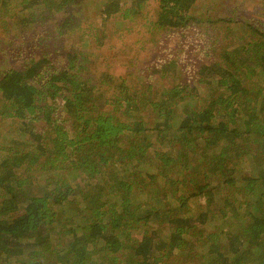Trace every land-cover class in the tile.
<instances>
[{"label": "trees", "instance_id": "1", "mask_svg": "<svg viewBox=\"0 0 264 264\" xmlns=\"http://www.w3.org/2000/svg\"><path fill=\"white\" fill-rule=\"evenodd\" d=\"M78 2L0 0V29L9 17L23 39L33 22ZM196 2L156 0L154 33L180 34L181 44L203 24ZM146 3L100 0L58 26L79 19L78 39L104 37L113 16L129 22ZM228 32L231 44L223 36L219 47L217 34L199 31L192 65L164 58L141 74L94 72L96 80L78 49L53 61L33 44L42 41L8 47L0 264H264V30L250 22ZM182 65L195 74L187 68L162 90L148 83L174 68L179 78ZM100 96L113 107L95 104Z\"/></svg>", "mask_w": 264, "mask_h": 264}, {"label": "rangeland", "instance_id": "2", "mask_svg": "<svg viewBox=\"0 0 264 264\" xmlns=\"http://www.w3.org/2000/svg\"><path fill=\"white\" fill-rule=\"evenodd\" d=\"M77 1L79 2L70 6L68 10L63 12L62 16H57L60 14L59 11L57 12L58 14L47 18V21L41 25L33 22L28 29L25 28L23 30L26 35L23 39L18 36L19 31H15L12 27L13 25L8 22L11 21L9 17L4 20V23L8 24L3 29H0V48L6 49L5 51L0 49V65L5 66L11 64L8 47L19 46L22 44V41H28V43H31V40L35 42L42 41L41 43L37 42L33 44L38 48L48 49L53 56V61L59 60L61 58L60 55L68 49L71 51L77 49L81 51L82 55L88 59L87 63L90 65L88 71L92 79L96 80L97 78L94 72L98 73L101 71L100 73H102L106 71L110 73L112 71V73L121 76L130 72L141 74V70L148 71L149 68L155 67L158 62L161 64L159 60L164 58H167L166 61L174 58L184 59L192 65L198 59L199 49L193 44L197 42V38H200L198 35L199 31H206L208 34H217L219 37L216 40V45L222 47L225 45L223 36H225L226 42L229 45L233 40L232 34L229 32L226 33L228 29L236 33L242 29V24L256 22L257 26L264 30V13L259 18H247L245 14L241 15L240 10H236V7L240 4L235 3L236 0H197L191 13L195 17L202 18L201 22L203 24L193 25L189 30L190 34L183 39V42L176 44L175 40L180 37V34L159 35L154 33V31L158 30L149 23L156 18V0H147L145 9L138 18H133L131 21L125 22L123 18L120 19L113 16V19L108 24L109 26L106 25L104 37L98 36L92 40H89L88 37L81 40L80 38L78 39L75 32L76 30H81L84 26L82 24H76V21L82 19L83 16L85 17L88 14L94 13V7L100 3V0ZM260 5L262 6V3ZM230 6L235 7V9H232ZM39 10L38 8L37 13ZM71 11L76 12L74 17H79V19L72 20V22H69V25L58 26L60 23L59 20L63 19L62 17H65ZM221 18L224 21L217 22ZM206 19L212 20V26L208 27L207 30H205V27H207L206 25L208 23L204 22ZM235 19L236 22L234 21ZM92 21H94L93 16ZM96 22H98L97 18ZM96 28H101V25H97ZM208 57L213 59L214 54L208 55ZM204 62H209V60H203L200 63ZM187 68H189V74L192 75L193 72V75L195 74V68L182 65L179 69V78H175L177 72L174 68L175 72H172L171 69V72L164 73V76L155 73L152 76L154 78L150 79L148 83L162 90L165 86H170L174 83L175 80L178 81L180 78H184L182 76L186 73ZM94 84L95 91L101 83L97 81ZM204 91V88H201L198 93H203ZM157 96L163 97V94ZM113 100L115 99L106 100L104 96H100L96 98L94 103L99 107L111 109L115 103ZM148 112L146 111L145 113L149 114ZM9 121H4L5 128L9 124Z\"/></svg>", "mask_w": 264, "mask_h": 264}, {"label": "crops", "instance_id": "3", "mask_svg": "<svg viewBox=\"0 0 264 264\" xmlns=\"http://www.w3.org/2000/svg\"><path fill=\"white\" fill-rule=\"evenodd\" d=\"M235 3H240L236 10H240L241 15L245 14L247 18H259L264 13V0H236ZM231 8L235 9V7Z\"/></svg>", "mask_w": 264, "mask_h": 264}]
</instances>
